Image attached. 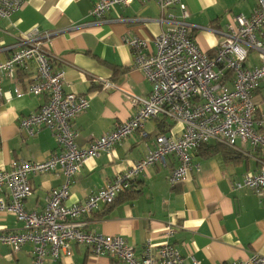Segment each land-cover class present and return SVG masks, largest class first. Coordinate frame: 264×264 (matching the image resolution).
I'll return each mask as SVG.
<instances>
[{
  "label": "crops",
  "instance_id": "0c3cea01",
  "mask_svg": "<svg viewBox=\"0 0 264 264\" xmlns=\"http://www.w3.org/2000/svg\"><path fill=\"white\" fill-rule=\"evenodd\" d=\"M97 1L21 0L10 18H0V62L11 57L19 47L17 38L23 34L31 31L50 34L46 47L64 69L65 90L86 95L90 101L88 110L73 124L79 133L76 144L80 148H87L94 139L136 113L123 90L143 98L150 96L152 84L144 71L135 67L133 50L125 39L148 40L155 50L154 40L163 29L159 20L162 12L154 0H135L128 6H117L107 13L105 21L95 23L91 12ZM183 1L191 13L190 21L199 26L195 31L197 43L211 55L222 39V34L214 30L223 31L231 14H251L257 3V0ZM34 81V70H18L15 78H3V91L10 94L0 100V170L9 169L15 160L44 161L59 151L49 128H40L35 136H27L20 129L21 119L48 101L45 94L16 96V86L26 89ZM104 81L111 85L106 86ZM255 101L256 117L262 119L264 82ZM260 129L264 134V127ZM144 132L145 135L135 133L110 152L89 158L71 179L65 203L84 202L140 160L158 134L181 136L184 124L158 116L146 122ZM237 146L245 152L226 146L239 155L236 158H228L222 151L207 156L205 147L200 146L193 152V161L200 165V171L192 172L187 180L175 186L170 181L178 165L175 156H169L166 163L150 165L132 184L136 196L123 198L126 191L116 197L120 199L112 206L101 205L88 218L87 229L123 236L135 247L137 255L148 238L156 244L169 240L186 256L185 264H193L192 255L199 264H231L254 253L264 255V196L258 197L249 188H232L233 181L242 180L248 171L258 170L259 161L255 158L258 154L249 143L238 140ZM30 181L33 192L24 201L25 209L41 211L47 205L49 193L61 186L66 176L62 171L47 172L32 176ZM169 222L177 227L167 239L165 228ZM23 228L24 222L14 214L0 212V232ZM0 264H34L33 244L27 243L16 252L0 244ZM48 264H118V261L73 244L71 255L58 261L49 259Z\"/></svg>",
  "mask_w": 264,
  "mask_h": 264
},
{
  "label": "built area",
  "instance_id": "2783aa9c",
  "mask_svg": "<svg viewBox=\"0 0 264 264\" xmlns=\"http://www.w3.org/2000/svg\"><path fill=\"white\" fill-rule=\"evenodd\" d=\"M135 0H98L91 18L100 23L117 6H128ZM146 1V0H144ZM161 9V33L154 40L152 50L148 40L127 37L132 48L135 67L144 71L152 84L148 98L123 90L136 108L128 120L94 139L87 148L76 144L78 131L73 128L76 118L88 110L86 95L66 91L64 69L46 47L50 34L27 32L17 38L14 53L0 62V100L10 93L3 91L4 77L15 78L18 70L35 71V81L26 89L16 86L17 97L26 94H45L48 101L35 112L24 116L20 129L27 136H35L42 127L49 128L56 138L59 151L44 161L15 160L9 169L0 170V212L14 214L24 222L22 231L0 232V244L13 252L25 244H33L34 264H48L72 254L73 244L82 245L95 255L109 256L118 264H185L186 256L169 240L156 244L148 238L137 255L133 245L121 235H105L87 229L88 218L100 208L132 187L146 168L158 162L166 163L175 156L178 165L170 177L173 186L187 180L192 172H199L193 152L203 144L216 142L238 148L237 141L249 143L259 162L256 171H248L242 180L233 181L232 188L252 189L264 196V118L257 119L255 96L264 82V0H257L251 14H231L213 55L201 49L195 39L198 25L190 21L191 13L183 0H154ZM21 0H0V18H10ZM177 10V11H176ZM257 54L253 60L252 54ZM105 82V81H104ZM110 86V82H105ZM164 116L184 124L181 136L158 134L147 146L144 156L123 174L106 183L84 202L68 205L71 179L84 163L101 152H110L127 138L140 132L145 135L146 122ZM245 152V151H243ZM263 155H262V154ZM263 157V158H261ZM62 171L66 181L53 189L44 210L27 211L26 198L32 195L31 177L40 173ZM177 225L169 222L165 228L167 239ZM193 264H199L190 256ZM231 264H264V255L254 253L247 259Z\"/></svg>",
  "mask_w": 264,
  "mask_h": 264
},
{
  "label": "trees",
  "instance_id": "16d2710c",
  "mask_svg": "<svg viewBox=\"0 0 264 264\" xmlns=\"http://www.w3.org/2000/svg\"><path fill=\"white\" fill-rule=\"evenodd\" d=\"M202 147L204 148L205 147V153L204 155L207 154V156H211L213 155L214 153H217L219 151H222L224 152L228 158H236V157H239V155L231 150L230 148L222 145V144H216V145H208V144H203ZM133 188L127 190V193L124 194V197L123 198H134L136 196V193L137 191H134ZM126 195V196H125ZM120 199V198H119ZM119 199H115L113 203L109 204V205H106V206H112L116 201H118Z\"/></svg>",
  "mask_w": 264,
  "mask_h": 264
},
{
  "label": "rangeland",
  "instance_id": "374dc122",
  "mask_svg": "<svg viewBox=\"0 0 264 264\" xmlns=\"http://www.w3.org/2000/svg\"><path fill=\"white\" fill-rule=\"evenodd\" d=\"M252 56L255 57V58H257V54L256 53H253Z\"/></svg>",
  "mask_w": 264,
  "mask_h": 264
}]
</instances>
